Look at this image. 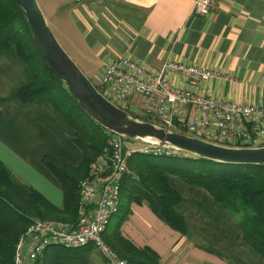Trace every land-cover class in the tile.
Masks as SVG:
<instances>
[{"label":"crops","instance_id":"0c3cea01","mask_svg":"<svg viewBox=\"0 0 264 264\" xmlns=\"http://www.w3.org/2000/svg\"><path fill=\"white\" fill-rule=\"evenodd\" d=\"M43 4L64 43L98 84L105 65L116 58H132L151 71L173 59L228 76L191 84L170 73L175 85L220 100L264 105V0H214L211 15L205 17L193 13L195 0H46ZM30 80V69L15 48L0 50V160L19 180L62 207V185L41 158L50 155L76 165L82 151L54 106L17 97V89ZM144 101L133 95L131 112H139ZM187 117L175 119V129H186ZM168 178L182 197L176 209L184 218V232L161 220L149 204L134 202L121 225L126 239L157 252L161 264H264V258L245 242L238 218L205 188L176 175ZM90 248V263L105 264L101 252Z\"/></svg>","mask_w":264,"mask_h":264},{"label":"trees","instance_id":"16d2710c","mask_svg":"<svg viewBox=\"0 0 264 264\" xmlns=\"http://www.w3.org/2000/svg\"><path fill=\"white\" fill-rule=\"evenodd\" d=\"M11 46L31 72V80L17 89V97L23 102L41 99L54 106L72 128L71 137L82 151V158L76 165L50 155L41 158L43 165L62 185V207L19 180L0 160V264H14L16 244L32 218L39 216L66 222L77 220L79 181L88 175L91 163L103 154L109 138L108 132L77 105L66 83L58 79L47 66L32 38L23 8L14 0H0V50ZM95 85L103 92L100 84ZM143 118L161 124L156 116L146 115ZM124 140L126 142L127 138ZM169 154L163 157L139 151L133 153L132 159L128 161V171L121 179V200L125 198L129 206L109 236H105L109 228L107 226L103 233L106 243L125 258L127 264H161L157 252L148 247L136 246L126 239L122 235L121 225L129 216L132 202L147 201L163 221L184 232V218L176 209L181 200L180 194L171 186L168 178L172 174L189 184L205 188L232 215L238 216L245 242L264 258V164H227L189 153L177 156L171 151ZM90 246H61L71 251L62 259H55L46 250L43 258L38 259L39 264H91Z\"/></svg>","mask_w":264,"mask_h":264},{"label":"built area","instance_id":"2783aa9c","mask_svg":"<svg viewBox=\"0 0 264 264\" xmlns=\"http://www.w3.org/2000/svg\"><path fill=\"white\" fill-rule=\"evenodd\" d=\"M213 2L195 0L193 13L211 15ZM170 73L184 76L191 84L228 77L218 70L173 59L151 71L132 58L121 57L105 65L99 84L109 100L128 111H131L133 95L144 97L142 113L158 117L168 128L178 130L175 119L183 121L188 115L185 130L191 135L226 145H264V105L220 100L179 87L169 79ZM107 132L109 151L106 149L96 158L88 175L79 181L77 220L32 218L16 244L14 264H34L51 246L79 248L87 245L101 252L105 264H127V260L106 243L103 233L119 212L121 179L128 171L130 156L137 150L127 146L124 137ZM146 146V151L149 148L164 150L166 154L173 151L152 144Z\"/></svg>","mask_w":264,"mask_h":264},{"label":"water","instance_id":"95a60500","mask_svg":"<svg viewBox=\"0 0 264 264\" xmlns=\"http://www.w3.org/2000/svg\"><path fill=\"white\" fill-rule=\"evenodd\" d=\"M23 8L32 38L49 69L64 81L77 105L105 130L173 151L227 164L263 165L264 145L210 141L133 115L100 92L58 41L37 0H14Z\"/></svg>","mask_w":264,"mask_h":264},{"label":"rangeland","instance_id":"374dc122","mask_svg":"<svg viewBox=\"0 0 264 264\" xmlns=\"http://www.w3.org/2000/svg\"><path fill=\"white\" fill-rule=\"evenodd\" d=\"M38 1V3H39V5L41 6V8H42V10H43V12H44V14H45V17H46V19H47V21H48V24L50 25V27H51V29L53 30V32H54V34H55V36L57 37V39H58V41L60 42V44L63 46V48L67 51V53L71 56V58L78 64V66L83 70V72L88 76V74L85 72V70L82 68L83 67V65H82V63H80V61L78 60V57L74 54V52H73V50L71 49V48H69L65 43H64V41H63V38L60 36V33L57 31V29L55 28V26L52 24V22L47 18V10H46V8H45V6H44V2H46V0H37ZM89 77V76H88ZM90 78V77H89ZM91 79V81H93V83H95V84H98L97 83V81L95 80V79H93V78H90ZM141 108H142V106H140ZM143 109V108H142ZM142 109L139 111V112H135V114H137L136 116H139V117H141V118H143L144 116H146V114H143L142 113ZM130 113H132L133 115H135L134 114V112H131V111H129ZM184 132L185 133H187V134H189V132L187 131V130H184ZM131 140V141H130ZM126 144H127V146H129L131 149H133V150H137V151H139V152H144L145 154H152V155H155V156H163V157H165V156H169L170 154H166L165 153V151L164 150H161V151H155V150H152L151 148H149L150 150H148V151H146L145 149H147V146L144 144V142H142L141 140H139V139H135V140H133V139H127L126 140ZM106 149H107V151H109V144H107V146L105 147V149H104V152L106 151ZM175 153H177L178 155L177 156H182V155H184V154H186V153H184V152H178V151H174ZM172 154V153H171ZM132 156H133V153H132V155L130 156V158H129V161L132 159ZM169 166V165H168ZM129 167H130V165H129ZM179 177V176H178ZM180 198H181V200H182V197H181V195H180ZM137 198H135L134 200H136ZM181 200L179 201V203L181 202ZM122 202H121V205H120V207H121V210L119 211V213L117 214V215H114L113 217H112V219H111V222H110V225H109V228L107 229V232H106V234H105V236H109L110 235V233L112 232V230L116 227V225L118 224L117 222H118V220H119V218L124 214V212H125V210L126 209H128V201L124 198V200L122 199L121 200ZM134 202H136V203H138L137 201H134ZM134 202H132V203H134ZM143 202H145V203H147L148 204V202L147 201H143ZM132 203H131V205H130V209H131V206H132ZM178 203V204H179ZM36 217H39V216H36ZM238 217V216H237ZM160 218V217H159ZM239 218V217H238ZM161 219V218H160ZM162 220V219H161ZM114 222H116L115 224H114ZM165 222V221H164ZM114 224V225H113ZM88 250V249H87ZM86 250V251H87ZM60 252V254H59V256H56L58 253ZM71 253V251L69 250H66L65 248H63V247H61V246H52V247H50L49 248V255L50 256H52V257H54L55 259H62L64 256H66V255H68V254H70ZM95 253H98L96 250H95ZM105 262V261H104Z\"/></svg>","mask_w":264,"mask_h":264}]
</instances>
